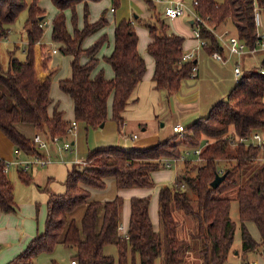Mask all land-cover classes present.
<instances>
[{
	"label": "trees",
	"instance_id": "16d2710c",
	"mask_svg": "<svg viewBox=\"0 0 264 264\" xmlns=\"http://www.w3.org/2000/svg\"><path fill=\"white\" fill-rule=\"evenodd\" d=\"M50 1L57 9L51 20V41L59 53L71 57L70 77L60 79L58 88L72 100L74 121L86 129L95 130L105 123L110 97L112 119L118 127L123 125L121 113L146 70L137 50L136 23L144 26L151 38L147 52L154 59L152 80L157 89L175 94L181 82L191 77L196 61L182 60L183 37L168 34V25L154 14L156 23L132 18L116 25L113 50L104 58L114 76L105 80L99 72L91 78L98 64L96 54L106 36L96 39L86 49L82 48V42L103 28L106 21L103 14L89 23L87 2L101 0ZM195 1V5L192 2L194 13L206 22L201 35L207 41L204 49L209 55L222 52L214 31L226 21L232 23L235 36L248 49L254 47V8L256 5L264 11V0ZM38 2L0 0V39L8 35L9 25L19 13L28 9L25 59L11 57L6 68L0 61V132L26 156L38 155V151L33 135L20 131V125L30 126L47 137H61L70 124L63 120L58 104L50 97V79L40 81L36 75L34 46L42 41L41 24L45 22V12ZM144 2L149 11L155 10L154 0ZM79 3H84L81 29L77 27L75 11ZM119 3L120 0H110V7L115 10ZM65 10L71 12L72 32L66 27ZM82 55L88 58L84 64L80 63ZM254 131L264 133V57L257 69L243 71L226 97L215 102L207 115L185 127L183 135L177 134L147 148L109 146L89 151L84 166L74 164L67 172L63 193L44 189L48 194L44 230L7 264H31L37 255L51 253L57 244L73 248L71 261L77 264H113V257L103 252L109 244L116 246L117 264H154L157 258H161V264H184L190 255L199 264H225L235 233V223L230 218L232 199L237 202L242 253L264 247V165L256 160L260 150L242 143L231 146L234 138L247 137ZM179 141L193 150L199 149V160L192 161L188 173L178 174L171 186L159 188V231L153 230L148 215L149 197H132L128 239L120 238L117 226L122 198L91 201L87 188L103 189L106 178H113L118 189L154 187L152 172L170 168L165 165L167 159L181 161L183 150ZM187 162L191 161L183 158V163ZM3 168L4 160L0 158V210L10 213L16 207L14 188ZM216 175H224V179L212 188L210 183ZM18 178L24 184L32 183L28 172L19 170ZM81 206L84 211L77 224L71 214ZM172 208L193 221L188 231L189 243L178 236L180 222L174 218ZM247 223L255 225L258 240L248 231Z\"/></svg>",
	"mask_w": 264,
	"mask_h": 264
},
{
	"label": "crops",
	"instance_id": "0c3cea01",
	"mask_svg": "<svg viewBox=\"0 0 264 264\" xmlns=\"http://www.w3.org/2000/svg\"><path fill=\"white\" fill-rule=\"evenodd\" d=\"M171 1L173 0H159L155 3V5H163L164 10V7L167 6ZM182 1L185 2V0ZM186 6L187 9L185 10V14L183 16L173 20H168L169 26L171 28L169 27L167 29V33H173L183 37V53H194L197 69L196 75L183 80L179 90L175 94L168 95L165 90L157 89L155 87L154 81L152 80V75L155 68L154 59L147 52V45L150 43L151 38L146 29L144 30L138 25L134 26L135 32L138 36L137 50L145 62L146 70L142 80L133 91L124 111L121 113L123 125L122 127H118L117 123L112 119V98L110 97L107 104V119L100 129H86L85 126H83V129L85 130L84 136L83 132L77 128V125H79L77 122L75 133L68 137L72 145L71 153L58 152L52 144L48 146L47 153L49 158H51V163L49 164H56L58 167L49 168V164L43 166V172L40 174V176L44 178L42 181L43 184L35 186L38 191L46 194V198H42L45 203L42 207L41 216L39 215V220H41V222H43V220H45L44 218H46V202L48 199V194L44 189L51 190L56 194L63 193V182L66 178L67 172L76 162H80L81 165H83L82 163L86 162L85 160L89 151H92L96 148H105L109 146H116L123 149L147 148L155 145L158 142L174 137V132L168 135L165 129L162 128L165 126L164 124L171 123V128L177 124H182L183 126L187 127L199 117L205 116L204 114L207 108L210 109V106H212L215 102L224 99L228 94V90L230 91L232 88L225 81L224 76H229L230 74L232 75L233 79V68L235 66H239L242 72L252 68L253 65L250 63V59L252 57L251 54L257 52L258 50L246 51L241 55H228L226 48L227 38L224 39V46H221V55L224 58L229 56V59L226 63H221L215 60L205 51L204 48L197 49V41L193 37L192 33L194 28L192 21L193 8L188 5ZM87 9V21L89 23L94 22L93 20L95 18L99 19L103 14L106 21V25L103 28L97 31V33L85 38L82 42V48L86 49L91 46L96 41V39H99L103 35L106 36V41L96 54L98 64L91 73L90 77L93 78L96 74L102 72L103 78L105 80H111L114 76V73L111 66L104 61V58L109 56L113 50L114 29L116 25L121 20H130L132 18H148L150 12L147 9L144 0H120L119 7L115 10L110 7V0H101L99 2L89 1L87 2ZM75 11L77 15V27L78 29H81L84 25V3L77 4ZM56 12L57 9L55 13ZM64 14L66 17V27L69 32H72V24L69 25L68 22L71 17L70 10H65ZM51 20L45 22V24H49L50 33ZM228 33L229 32L226 30L224 37ZM40 43L41 44H36L34 46L36 75L40 81H44L49 78L52 84V76L54 74L57 75L58 73V68L54 61V57L59 51H57V53L52 56L47 55V57H44L43 54H45L44 49L46 47V42L41 41ZM50 45L51 43L49 44V47H52ZM54 48L57 50V47ZM262 51H264V49H259V52ZM87 60L88 58L86 55H82L80 57L81 64H84ZM60 79H58V81ZM58 81H55L57 88ZM203 90L205 93L201 102V93ZM50 97L55 103L58 104V109L62 112L63 120L67 122L74 121L73 103L70 97L61 91L59 94L52 96L51 89ZM63 102L66 103L65 108L63 107ZM19 130L27 136H32L37 131L36 129L26 125H20ZM29 131L30 134H28ZM134 136H136V138H134ZM83 137L85 141V147L82 148L81 144ZM81 152H85V156L79 157ZM28 157L29 156H26L23 153H17L11 142L9 140L6 142V140H3V138L0 136L1 159L4 161H13L16 160V158ZM178 163L179 161L177 164ZM43 167L33 166L28 171V173H30L31 177L33 178L32 183L35 182L34 177L38 174V169ZM160 172V170L152 172V179L154 180L156 178V180H159L158 177H162L161 180H172L170 178V174H163ZM177 175L178 173H176L174 176L172 183L174 182ZM55 183L58 184V188L55 187ZM108 187L109 190H106ZM160 187L155 189L154 199H149L148 206V215L152 223V228L155 232H158L160 228L158 218V193ZM153 188L154 187H133L128 189H118L113 178H106L105 187L103 189H87L89 191V199L91 201L104 202L112 200L117 196L122 198L123 203L121 206L122 209L120 210V223L124 227V230L127 231L130 216V198L146 196L150 197V193L152 192ZM26 195L27 200L24 204L17 205L15 202V211L4 213L0 210V264H7L10 262L14 257L21 253L26 248L30 240L41 231L40 225L35 222V213L37 215V211L40 209L38 204V200L40 198L39 194L37 191L33 192L31 190L29 194L26 192ZM82 209L84 211V207H82ZM83 211H80L79 217H76L77 220H79V218L82 216ZM246 226L248 228V223ZM255 239L258 240L259 238ZM234 254H237L236 251ZM187 259L189 260V264H199L200 262L197 258H192L190 256ZM243 260L251 264H259L258 261H247L246 259Z\"/></svg>",
	"mask_w": 264,
	"mask_h": 264
},
{
	"label": "rangeland",
	"instance_id": "374dc122",
	"mask_svg": "<svg viewBox=\"0 0 264 264\" xmlns=\"http://www.w3.org/2000/svg\"><path fill=\"white\" fill-rule=\"evenodd\" d=\"M26 2H27V4H30V0H26ZM185 2H184L185 6L188 5V6L192 7L193 0H185ZM154 3H156V2H154ZM38 6L41 9H43L45 12L44 21L45 22L50 21L54 15L55 11H56V8L51 3V1L50 0H39ZM156 6L157 5H155L154 11H149L150 15L148 18H145V19H147V21L150 23H156V20L154 17V14H156L159 16V19L161 21H163L164 23H166L168 25V28H169L170 27L169 21H168L169 19H167L164 16L163 5H158L157 7ZM186 8H187V6H186ZM259 13H260L263 25H264V11L259 8ZM27 15H28V9L25 8L24 10H22L19 13V15L17 16L15 21L9 25L8 35L6 37H3L0 39V61H1V64L4 68L7 67V63L11 57H15L20 61H23L25 59V54L23 52V49L26 47V43H27V41H26V25H25V20L27 18ZM81 19H82V16H81ZM96 19L97 18H95L93 21H95ZM186 20H188V19H186ZM68 22H69V25H71L70 20H68ZM137 25L145 30L144 26H142L138 23H136L134 26H137ZM226 30L229 33L226 34L225 37L222 36V39L220 40L222 46H224V43H225L224 39L225 38L228 39L230 37V35L236 34L235 28L230 21H226L224 24L217 27V30L215 29V34H224L226 32ZM43 31H44V33H43L42 41L46 42L45 46L49 47V44L51 43L50 46L57 47L51 41L49 24L44 25ZM11 51H13L12 56L9 55V52H11ZM44 53L45 54H43V56L47 57V54L45 51H44ZM251 56L252 57L250 59V63H252V65H253L251 69H257L259 67L263 57H264V51L259 52V50H258L257 52L252 53ZM234 58H236V57H234ZM70 60H71V57L69 55H65V54H62L59 52L55 55L54 61H55L56 66L58 68V73H57V75L54 74L52 76V84H51L52 85L51 86L52 96H55L56 94L60 93L59 89L55 85V81L57 82L58 79H60V78L65 79V78H68L70 76ZM224 78H225V81L228 83V85H230V87H233L235 85L236 81L234 78L233 79L235 82L233 81L232 75H230V74H229V76L225 75ZM228 92H229V90H228ZM204 93H205V91L203 90L201 93V97H202L201 102L204 98ZM63 107L64 108L66 107V103H64V102H63ZM208 111H209V108H207L204 115H207ZM173 117H174V115H173ZM164 125L165 126H163L162 128L165 129V131L168 133V135L170 133H173L172 128H171V123H166ZM77 126H78L77 128H79V130H81V132H83V135L85 136V130L83 129L84 125L82 123H79V125H77ZM98 129H100V128H98ZM95 130H97V129H95ZM28 134H30V131L28 132ZM174 135H177V134L174 133L173 136ZM0 136H1V138H3V140H6V142H8V140L6 139V137L2 133ZM81 138H82V136H81ZM178 145L183 150L182 160L179 161L178 164L172 165L170 168L160 170L161 171L160 173L170 174V178L172 180L174 179V176L176 175V173H178V174L188 173V170L193 166V164L195 163L194 161H196V159H197V155L194 154L193 149L183 145L182 143H180V141H179ZM81 147L82 148L85 147L84 137H83ZM80 156H85V152H81L79 154V157ZM183 158H185L186 160H190L191 162H187L185 164V163H183ZM199 163L200 162H198V164ZM85 164H86V162H85ZM84 165H81V166H84ZM200 165H201V163H200ZM48 167L49 168L58 167V165H56V164L50 165L49 164ZM43 169H44V167L41 169H38V171H37L38 174L34 177L35 182L30 183V184H24L19 180V178H18V171L19 170L15 166H13V165L10 166L9 173H8V177H9L11 183L13 184L14 200H15L17 205L18 204L19 205L24 204L26 202V200H27L26 192L29 194L30 191L32 190L33 192L37 191V193L39 194L40 198L38 200V204H39L40 209H39V211H37V215L35 213V222H37V224L40 225V228H41V231L39 233L43 232V230H44V221L45 220H43V222H41V220H39V215L41 216L42 207H43V204L45 203V201L43 199L46 198V194L38 191L35 186L43 184L42 181L44 178L42 176H40V174L43 172ZM29 175H31V174L29 173ZM158 179L159 180H156V178H155L153 180L155 185H154L152 192L150 193V197H149L150 200L154 199V191L157 187H160L162 185H169V186L172 185V180H161L162 177H158ZM55 187L58 188L57 183H55ZM106 190H109V187ZM230 196H233L232 193L230 194ZM121 209L122 208H120V210ZM80 211H83L82 206L77 207L74 210V212H72V214H71V216L75 219L77 224L79 223L80 218H81L80 217L79 220L76 219V217H79ZM172 212H173L174 218L180 222V227L178 229V236L181 239L185 240V242L189 243L188 231H189V229H191L193 227V221L189 217L185 216L179 210L172 208ZM230 218L235 223V233H234V240H233V244H232V249H231V252L228 256V260L225 264H238L242 259H246L247 261H258L259 264L260 263L264 264V247L260 246L256 250H254L252 252H247V253H242V251H241L240 222L238 219L237 202L234 199L231 200ZM248 231L250 232V234L253 237H255L257 239L259 238L258 231H257V229L253 223H248ZM235 251L237 254H234ZM103 252L105 254L113 257V259H114L113 264H117V249H116L115 245H113V244L106 245L103 249ZM73 254H74L73 248H65L64 246L57 244L51 253H41V254L37 255L31 264H70L71 257ZM190 257H192V256L190 255ZM188 262H189V260L185 259L184 264H189ZM154 264H161V258H157L155 260Z\"/></svg>",
	"mask_w": 264,
	"mask_h": 264
},
{
	"label": "built area",
	"instance_id": "2783aa9c",
	"mask_svg": "<svg viewBox=\"0 0 264 264\" xmlns=\"http://www.w3.org/2000/svg\"><path fill=\"white\" fill-rule=\"evenodd\" d=\"M159 0H154V2H157ZM196 4V1H193V5ZM192 5V6H193ZM186 6L182 0H173L168 3L167 6L164 7L163 13L164 16L169 19L173 20L178 17H181L185 14ZM193 37L197 41V49L198 48H204L207 45V41L202 37L201 35V29L206 26L205 19L199 17L197 14L193 11ZM45 22L41 24V27L44 28ZM254 25H255V31H256V39L254 43V47L252 49H248L245 44L240 41L236 36H230L227 39L226 48L228 55H241L246 51H256L259 49H264V25L259 13L258 6L255 5L254 8ZM207 29H211V27H206ZM215 32V31H214ZM225 34V33H224ZM224 34H215L216 38L218 39L219 43L221 44L220 40L222 39V36ZM38 45L41 44L40 42L37 43ZM222 46V45H221ZM46 54L48 56H52L57 53L56 48L54 47H46L45 50ZM215 60L226 63L229 59V56L224 58L221 53L219 52H212L210 54ZM194 59V53H183L182 60L183 61H191ZM196 66L192 67V73L191 77L196 75ZM242 74V70L239 66H235L233 68V77L235 81L237 82ZM77 122L72 121L70 124L66 127V133L64 136H53V137H47L44 136L43 133L36 131L32 136V141L34 142L36 149L38 151V155H31L28 158H16V160L13 161H4V168L3 171L8 174L10 166H15L18 170L28 172L33 166H45L49 163H51V158H49V155L47 153V148L50 144L53 145V147L58 152H72V145L70 140L68 139L69 136L73 135L75 133ZM172 131L178 135H183L185 131V126L182 124H177L173 126ZM136 138V136H134ZM237 143H242L245 146L252 145L254 147L259 148L260 154L257 156V161L260 165H264V133L254 131L250 133L249 136L243 137V138H234L232 141L231 146H235ZM17 153H21L20 151L16 150ZM45 154H44V153ZM200 150L195 149L194 154L197 156L199 155ZM182 160V158H181ZM196 160H199L197 157ZM179 159H167L165 160V165L167 167H171L172 165H176ZM75 164L81 165L80 162H76ZM83 165L85 163H82ZM117 234L122 239H128V233L126 230H124V227L121 223L117 226ZM70 264H77L76 261L72 260ZM239 264H250L245 261H241Z\"/></svg>",
	"mask_w": 264,
	"mask_h": 264
},
{
	"label": "water",
	"instance_id": "95a60500",
	"mask_svg": "<svg viewBox=\"0 0 264 264\" xmlns=\"http://www.w3.org/2000/svg\"><path fill=\"white\" fill-rule=\"evenodd\" d=\"M136 17V16H135ZM41 20V19H40ZM103 125H101L102 127ZM224 179V175H216L215 178L213 179V181L210 183V186L212 188H216L220 183L221 181Z\"/></svg>",
	"mask_w": 264,
	"mask_h": 264
}]
</instances>
